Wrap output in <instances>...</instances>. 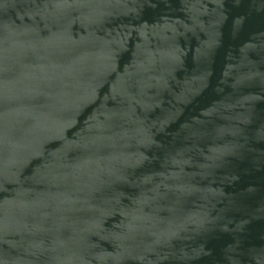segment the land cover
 <instances>
[{
	"label": "water",
	"instance_id": "water-1",
	"mask_svg": "<svg viewBox=\"0 0 264 264\" xmlns=\"http://www.w3.org/2000/svg\"><path fill=\"white\" fill-rule=\"evenodd\" d=\"M0 264H264V0H0Z\"/></svg>",
	"mask_w": 264,
	"mask_h": 264
}]
</instances>
